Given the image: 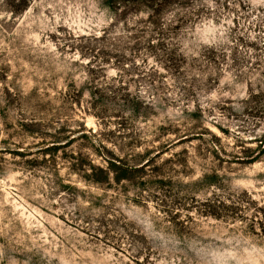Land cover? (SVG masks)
Masks as SVG:
<instances>
[{"label": "rangeland", "instance_id": "374dc122", "mask_svg": "<svg viewBox=\"0 0 264 264\" xmlns=\"http://www.w3.org/2000/svg\"><path fill=\"white\" fill-rule=\"evenodd\" d=\"M160 2L0 0V264H264V0Z\"/></svg>", "mask_w": 264, "mask_h": 264}, {"label": "trees", "instance_id": "16d2710c", "mask_svg": "<svg viewBox=\"0 0 264 264\" xmlns=\"http://www.w3.org/2000/svg\"><path fill=\"white\" fill-rule=\"evenodd\" d=\"M144 2L147 0H143ZM151 2L148 7L151 13L150 17L148 19V23L153 26L157 27L159 26V14H160V7H161V2L160 0H148ZM155 6V7H154ZM17 9L21 8L20 5L16 7ZM154 33H158L156 29L153 28ZM263 88H264V81H261ZM261 92V93H260ZM259 94H254V98L257 99L258 103H261L264 101V89H260L257 91ZM252 98V97H251ZM252 101V99H251ZM256 102V103H257ZM261 112H264V109H259ZM258 155L252 156L249 160L255 161L258 159ZM150 159H147L142 165L139 167H131L127 166L121 163L120 159H115V158H108L105 160L106 165L102 166H93L89 165V170H90V180L93 181L94 183H101L103 181H107L109 179H113L114 181L118 182L122 179H128L132 173L136 171H142L144 170L143 174H140V178H145L146 175H148L146 168H150ZM146 170V171H145ZM213 210V209H212ZM211 214H217L212 211H209Z\"/></svg>", "mask_w": 264, "mask_h": 264}]
</instances>
